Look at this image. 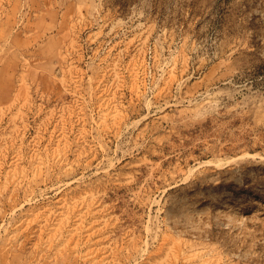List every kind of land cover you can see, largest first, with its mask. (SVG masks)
I'll return each instance as SVG.
<instances>
[{"label": "rangeland", "instance_id": "1", "mask_svg": "<svg viewBox=\"0 0 264 264\" xmlns=\"http://www.w3.org/2000/svg\"><path fill=\"white\" fill-rule=\"evenodd\" d=\"M0 264H264V0H0Z\"/></svg>", "mask_w": 264, "mask_h": 264}]
</instances>
